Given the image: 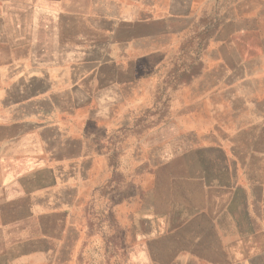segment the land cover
I'll use <instances>...</instances> for the list:
<instances>
[{"label":"rangeland","instance_id":"374dc122","mask_svg":"<svg viewBox=\"0 0 264 264\" xmlns=\"http://www.w3.org/2000/svg\"><path fill=\"white\" fill-rule=\"evenodd\" d=\"M58 64L66 68H48ZM0 91L2 107L17 101V110L49 119L76 111V125L117 147L157 145L161 158L183 159L177 169L187 164L196 178L209 170L213 188L198 178L177 186L187 185L201 211L187 221L167 214L176 227L129 216L126 228L97 230V263L107 249L112 264H264V0H0ZM232 123L236 134L221 133L226 149L211 144V128ZM45 137L58 142L55 130ZM77 142L66 137L49 157H76ZM111 159L112 187L138 193L121 174L120 153ZM53 168L33 174L29 187L76 202V163ZM158 172L147 199L169 202L168 169ZM104 232L111 244L99 242ZM10 256L0 264H16Z\"/></svg>","mask_w":264,"mask_h":264},{"label":"crops","instance_id":"0c3cea01","mask_svg":"<svg viewBox=\"0 0 264 264\" xmlns=\"http://www.w3.org/2000/svg\"><path fill=\"white\" fill-rule=\"evenodd\" d=\"M61 65L66 68L64 64L48 68L58 69ZM68 77L76 84L75 78ZM5 96L6 93L0 91V259L3 255H11L9 260L16 264H102L93 258L98 254L97 230L106 232L113 227L126 228L129 216L141 218L147 223L146 226H153L148 222L155 223L156 219V222H161L163 219L164 228L176 227L166 223L167 214L170 219L178 213L183 221H187L186 214L201 211V207H192L187 185L182 188L177 187L178 184L202 179L205 189L214 187L209 182V170L197 179L189 172L187 164L176 168L179 160L176 156L161 158L157 145L145 146L137 141L133 143L135 146L119 143L117 147L116 142L113 145L112 141L93 135L90 126L76 125V117L80 116L76 111L66 113L56 110L49 119L47 111H44V115L36 116L30 111L17 110V101L2 107L1 100ZM253 101L252 108L256 106ZM51 129L58 134V142L49 146L45 136ZM224 130H232L236 134L239 127L234 123L227 124L226 128L222 124L212 127L211 131L216 134L211 144L226 149L225 139L221 135ZM31 136L37 138L35 144L31 142ZM66 137L73 141L77 139L76 157H49V147L63 149ZM82 144H89L91 149L82 153ZM114 148H118L117 152L121 155L118 164L121 174L128 182L136 181L138 193L129 195L127 189L112 187L114 169L118 171L111 159L117 154ZM228 159L234 171L240 175L242 163L239 157L231 153ZM32 161H37L38 166L29 167ZM67 163H76V202L52 201L48 198L49 189L29 187L33 174L51 175L54 165L59 167ZM130 165L134 166L136 175L129 179ZM162 166L167 167L169 172L171 200L150 202L147 199L148 190L156 189L155 182L159 183L161 177L154 172H158ZM135 199L136 203L129 206V201ZM159 222L154 224V228L161 227ZM72 232L76 233L74 240L69 236ZM105 232L104 237H99V242L111 244ZM124 243L129 244L127 240ZM103 264H112V252L107 253V249Z\"/></svg>","mask_w":264,"mask_h":264}]
</instances>
